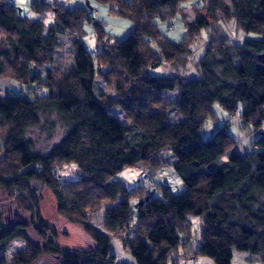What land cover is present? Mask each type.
Here are the masks:
<instances>
[{
  "label": "trees",
  "instance_id": "trees-1",
  "mask_svg": "<svg viewBox=\"0 0 264 264\" xmlns=\"http://www.w3.org/2000/svg\"><path fill=\"white\" fill-rule=\"evenodd\" d=\"M11 1L0 0V77L36 88L27 91L33 100L24 94L0 96V192L30 214L43 246L31 243L25 232L29 225L19 215L7 224L0 213V264H34L44 255L58 257L59 264H129L94 224L100 215L104 229L123 242L136 264L214 259L243 246L255 249L264 262V149L236 152L230 124L207 141L201 137L216 104L233 114L243 103L242 127H253L264 138V0H213L196 7L197 18L186 21L188 36L179 44L164 37L156 23L184 17L179 0H96L134 22L122 41L106 35L84 8L34 0L31 8L38 18L31 19ZM47 11L53 15L49 26ZM222 20H234L240 31L262 38L237 45L219 27ZM86 24L95 27L100 47L95 56L80 40ZM203 30L209 32L207 51L198 63L199 77L189 78L181 70ZM65 36L74 38V51L72 63L63 68L56 55ZM164 64L177 73H148ZM96 83L115 94L98 98ZM43 90L47 96L40 95ZM168 92H176V98L169 99ZM114 108L124 112L126 125L112 115ZM171 112L184 120L170 122ZM47 113L57 114L67 130L41 153L27 134ZM168 147L176 158L173 170L185 186L180 194L167 185L161 198L147 197L143 186L128 190L113 180L127 167L161 165V152ZM70 165L77 178L64 181L59 171ZM42 188L53 194L58 213L89 235L92 249L59 245L57 232L41 215ZM138 198L134 209L132 200ZM190 217L200 220L194 234ZM160 228L172 232L176 242H153ZM16 240L25 247L9 261L4 253Z\"/></svg>",
  "mask_w": 264,
  "mask_h": 264
},
{
  "label": "rangeland",
  "instance_id": "rangeland-1",
  "mask_svg": "<svg viewBox=\"0 0 264 264\" xmlns=\"http://www.w3.org/2000/svg\"><path fill=\"white\" fill-rule=\"evenodd\" d=\"M50 5H54L55 2L59 5H64L68 9H75L77 7L84 8L87 12L94 15L95 21L100 22L106 35L112 37L113 41L124 40L134 28V22L131 19L121 17L112 11L111 6L108 4L100 3L96 0H40ZM223 3L225 0H221ZM17 8L21 10L22 14L28 16L32 10L31 5L34 0H16ZM213 0H179L181 8L185 9L186 15L182 14L173 17L170 21H156L161 34L168 38L170 41L179 44L184 42L188 36V29L186 21H193L197 18L196 7L207 6L212 3ZM225 6L231 8L230 5ZM33 11V10H32ZM218 17H222L221 12H217ZM44 21L49 26L53 21V15L51 11H47L44 16ZM219 27L222 29L225 36L231 39V41L237 45H241L246 39H261L262 37L256 33H245L237 28L236 21H221ZM218 32V30H215ZM220 34V32H218ZM209 32L203 30L199 38L192 41L190 47L194 52L189 58L187 67L181 70L182 75L189 78H198L199 73L197 71L198 63L203 58L207 51L209 44ZM221 35V34H220ZM75 37V36H74ZM85 49L93 56L96 52L100 51V47L97 44V35L95 27L92 24H86L84 26V33L80 39ZM74 38L65 36L61 39V46L56 55V62L63 68L68 67L73 60V44ZM148 73L152 76H171L177 72L173 70L169 65H162L157 68H150ZM102 87V90H100ZM36 88L34 84H23L13 79L0 77V96L13 97L15 95L24 94L26 99L33 100V97L27 95V91H31ZM103 93L114 95L112 89L102 83L95 84V94L99 96ZM41 96H47L48 90L40 92ZM169 99H175L176 92L167 93ZM244 104L240 103L235 113L231 114L223 110L218 104L213 107L215 114L214 118H210L205 123L201 131V137L203 141L209 140L219 129L227 124L229 126V132L232 137L238 141L234 150L236 152L245 155L249 151H261L264 149V138L262 134L254 131L253 127L243 128L244 120L242 119V113ZM112 115L124 125L128 123L123 111L119 108L112 110ZM184 118L180 117L177 113H170V122L179 123ZM67 130L66 124L55 113H47L41 115V123L39 126L29 130L27 138L34 143V149L37 152L47 153L54 145H56L64 136ZM264 130V129H262ZM162 164L157 167L138 165L133 167H127L120 172L113 180L123 183L128 190H135L141 186L145 188V196L147 197H162V187L169 186L173 194L178 195L184 189L181 179L175 174L173 165L175 158L170 152V148H165L161 152ZM225 160L227 158H224ZM59 176L64 181H71L77 178V170L75 166H67L64 170L59 171ZM42 194L41 201V215L49 227L57 232L58 243L62 248L88 250L92 249L94 243L89 235L78 225L69 222L66 218L60 215L57 211L56 201L47 188L40 190ZM141 199L132 200L135 209L136 202H140ZM264 202V197L262 198ZM0 213L4 217L5 223L9 224L13 221L14 215H19L23 223L29 225L26 229L31 243L43 246V240L38 236L36 231L30 226L31 216L29 213L24 212L13 199H9L3 192H0ZM192 225V234L200 227V220L197 217H190ZM94 224L104 232L111 240L113 251L118 257L129 264H136L133 257L127 253L123 242L108 233L103 226L102 215L94 220ZM135 224V222H134ZM133 232V229H132ZM161 238H167L170 243H175L177 238L171 232H166L164 228H160L156 231L151 238L153 242L160 240ZM185 237H181V243L184 242ZM179 241V242H180ZM25 247V243L22 240L14 241L9 249L4 253L6 258L10 261L13 254ZM58 257L44 255L34 264H59ZM172 264V263H169ZM179 264H264L261 261L255 249L248 248L246 246L238 249L226 251L217 258L199 257L197 259H182Z\"/></svg>",
  "mask_w": 264,
  "mask_h": 264
},
{
  "label": "crops",
  "instance_id": "crops-1",
  "mask_svg": "<svg viewBox=\"0 0 264 264\" xmlns=\"http://www.w3.org/2000/svg\"><path fill=\"white\" fill-rule=\"evenodd\" d=\"M27 17H29L31 19H36V18H38V15L34 11L31 10ZM175 160H176V158H175Z\"/></svg>",
  "mask_w": 264,
  "mask_h": 264
},
{
  "label": "built area",
  "instance_id": "built-area-1",
  "mask_svg": "<svg viewBox=\"0 0 264 264\" xmlns=\"http://www.w3.org/2000/svg\"><path fill=\"white\" fill-rule=\"evenodd\" d=\"M10 3H11V4H16V1L12 0Z\"/></svg>",
  "mask_w": 264,
  "mask_h": 264
}]
</instances>
